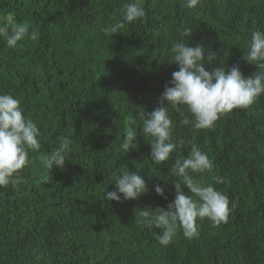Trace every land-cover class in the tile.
Here are the masks:
<instances>
[{
  "label": "trees",
  "instance_id": "obj_1",
  "mask_svg": "<svg viewBox=\"0 0 264 264\" xmlns=\"http://www.w3.org/2000/svg\"><path fill=\"white\" fill-rule=\"evenodd\" d=\"M128 2L0 0V27L15 21L39 34L11 49L0 38V93L18 98L41 131V149L29 152L32 163L20 173L26 183L0 188V264H264V96L213 129L184 126L186 107H169L172 140L183 147L159 166L134 110L159 106L178 70L170 63L173 45L187 43L185 28L192 30L190 46L216 53L206 70L223 64L239 65L245 77L256 73L244 55L251 33L264 30V0H200L194 9L183 0H143L144 18L106 36L104 28L119 21ZM129 127L138 136L123 154ZM60 135L74 143L64 167L50 172L40 157ZM194 146L213 169L192 175L228 196L231 212L219 226L198 219L192 239L178 228L164 247L156 239L160 229L141 227L134 214L167 209L175 198L170 166ZM125 171H139L149 191L137 200H105ZM215 176L226 182L214 183ZM157 184L167 199L155 192Z\"/></svg>",
  "mask_w": 264,
  "mask_h": 264
},
{
  "label": "clouds",
  "instance_id": "obj_2",
  "mask_svg": "<svg viewBox=\"0 0 264 264\" xmlns=\"http://www.w3.org/2000/svg\"><path fill=\"white\" fill-rule=\"evenodd\" d=\"M199 3L200 0H183L182 6L194 9ZM145 15L143 0H130L124 5L119 21L104 28V34L120 33L119 30L125 25H132ZM38 35L35 29L30 30L29 26L15 21L9 27H0V38L10 49L17 47L25 39L35 40ZM182 35L187 38V43L176 42L173 45L170 63L178 65V70L172 73L169 81L171 86H165L159 106L150 113L143 106H136L134 109L141 124V134L151 138L150 160L157 166L168 162L174 151L183 147V141L172 140L173 126L169 107H186L190 117L184 116L180 121L182 125H191L198 130L213 129L224 115L234 109H248L258 98L264 96V30L251 33L248 52L244 58L256 65L258 71L247 77L239 65L226 68L220 64L206 70L205 63L212 65L217 59L216 53L206 49L203 44L190 46L191 29H183ZM137 136L135 128L126 129L119 145L121 153L126 154L133 148ZM40 137L38 124L26 117L21 101L11 94L0 93V188L26 183L20 173L32 163L29 152H39L41 149ZM73 143L72 136H58L57 146L40 157L42 167L50 172L54 167L63 168ZM212 169L213 162L207 153L194 146L183 160L177 159L170 166L168 175L176 178L173 182L174 200L167 205V209L140 208L139 213L134 214L135 223L149 229H160L156 239L164 247L172 243L178 228L182 229L185 238L198 236V219L207 218L214 226L227 223L231 212L228 196L216 190L212 184L204 185L192 175L203 174ZM213 179L216 184L226 182V178L221 176ZM114 183L116 190L104 194L107 201L120 202L121 197L124 200H137L149 191L139 171H125L115 177ZM185 189L192 195H187ZM155 192L167 199L163 186L155 185Z\"/></svg>",
  "mask_w": 264,
  "mask_h": 264
}]
</instances>
